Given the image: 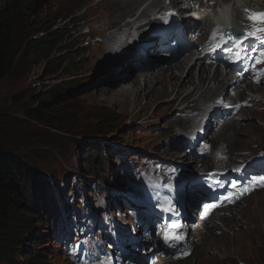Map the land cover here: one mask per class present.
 <instances>
[{"label": "rangeland", "instance_id": "obj_1", "mask_svg": "<svg viewBox=\"0 0 264 264\" xmlns=\"http://www.w3.org/2000/svg\"><path fill=\"white\" fill-rule=\"evenodd\" d=\"M30 1L35 4L34 11L24 8L15 10V32L21 38L31 39H43L48 34L62 32L65 37L59 47L64 46L66 50L49 53L46 48H39L38 61L15 64L11 75L0 79V151L11 152L29 161L49 181L53 193L59 191L60 199L56 197L54 202L58 209H62L58 217L62 212H65V217L71 213L81 215L86 211L98 213L97 207L104 200L102 196L96 195V190L99 189L98 192L106 198L108 192L113 193V190L128 192L129 182L139 178V172L133 166L137 162L143 167L146 161H150L148 157L177 162L191 168L198 167V160L193 154L183 148H176L180 146L178 142L183 140L176 137H186L182 135L186 122L179 109L182 104L198 98V95L189 96L183 103V98L195 86L191 90H183L180 95L183 98L180 99H177L178 95L175 97L176 93H171L170 97L151 101L144 95V90L139 99L122 95V88L126 86L144 89L146 84L136 81L141 76H151L170 68L176 73V65L191 53L188 50L190 48L183 49V52L179 50V57L174 63L160 67L155 66L164 64L167 55L154 51L153 57L157 62L153 60V63L141 68L135 66L125 70L132 64L127 63L121 73L124 75L115 77V69L106 64L107 48L112 41L109 35L115 34V30L108 28L106 36L105 27L101 31L90 23L96 18L101 20L102 25L107 24V27L121 26L127 15L132 16L137 7L131 14H126L132 9L117 13L115 5L104 0ZM88 1L99 2L101 6L89 8L92 3ZM189 14L186 27L194 26L199 21L196 11ZM95 29L102 35L91 31ZM67 47L72 51L67 50ZM68 51L72 53L70 60L50 62ZM197 69L196 66L193 69L194 77L198 76ZM52 70L58 72L51 73ZM64 72L66 77H63ZM205 78L208 81L209 74ZM71 81L77 86L68 87ZM160 81L158 79V84ZM195 82L198 80L195 79ZM207 87L208 84L203 91ZM34 97L35 100H41L42 106L52 104V110L50 113L45 112V116L56 115L61 118L59 123L50 124L43 119L38 121L25 115V112L41 106L33 103ZM175 98L177 101H174ZM260 99L262 101L257 104V108L237 117L238 121L234 124H237L239 134L228 127L209 135L210 140L215 142L214 150L225 145L231 156L241 158L247 151H255L257 146L264 149V97L260 96ZM101 111L108 112L110 116L102 118L99 115L103 113ZM92 143L104 146L105 153L111 157L107 158L103 170L93 171L85 164L86 144ZM261 195L251 197L242 210L231 209L227 215L225 213L223 221L218 222L220 226L211 225L215 219L211 220L212 228L204 225L197 234L201 239L199 241L196 237L193 255L172 264H264V205L260 206ZM49 223L47 226L37 225V231L45 233L42 237L44 241L36 248L31 247V252L45 256L44 264H72L65 257L57 241L56 231L53 225L48 226ZM7 245L8 240H0V264L11 262L10 256L3 254ZM216 251L221 252V257L216 255ZM12 262L40 264L41 260L35 257L31 263L16 251ZM169 262L164 259L160 264Z\"/></svg>", "mask_w": 264, "mask_h": 264}, {"label": "trees", "instance_id": "obj_2", "mask_svg": "<svg viewBox=\"0 0 264 264\" xmlns=\"http://www.w3.org/2000/svg\"><path fill=\"white\" fill-rule=\"evenodd\" d=\"M34 6L35 4L28 0L0 1V79L8 78L15 64L21 65L23 62L38 61L39 48H46L49 53L55 50H66L64 46L59 47L65 37L62 32L48 34L43 39L21 38L20 34L15 32L13 26L15 10L24 8L34 11ZM68 49L71 50L67 47ZM18 53L21 54L16 58ZM71 56L70 52H64L60 57L58 56L57 59L50 62L64 61L70 59ZM57 72V70L51 71V73ZM66 76L67 74L64 72L63 77ZM74 83L71 81L67 86L76 87L77 85L75 86ZM33 103L41 105L42 102L39 98L35 100L34 97ZM50 106L52 104L37 106L31 111L25 112V115L38 121L43 119L47 123L57 124L61 118L54 114V116L51 114L45 116V112L50 113L52 110ZM101 112L103 113L99 115H102V118L110 116L108 112ZM86 145L87 152L84 161L87 168L93 171L95 169L103 170L107 158L111 159L110 155L105 153L104 146L96 143ZM56 197L60 199L59 191L53 193L49 181L40 175L33 164L11 152L0 151V240H8V245L5 246L6 250L4 249L3 253L10 256L9 261L11 262H7V264H21V262H12L13 254L16 251L24 256L26 261L32 263L34 258L38 257V260H41L40 264H44L45 256L31 252V247L36 248L41 245L42 237L45 235V233L37 231V225L47 226L49 220L54 217L48 226L53 225V228H56L55 221L59 213V209L54 204Z\"/></svg>", "mask_w": 264, "mask_h": 264}, {"label": "bare ground", "instance_id": "obj_3", "mask_svg": "<svg viewBox=\"0 0 264 264\" xmlns=\"http://www.w3.org/2000/svg\"><path fill=\"white\" fill-rule=\"evenodd\" d=\"M137 2H138V0H111V3H113L119 11H122L123 9L128 8V7L134 6ZM261 2H264V0H230L229 2H226V3L232 4L231 13H236V12H238L239 8L243 6V4L262 5ZM193 3H194V1H191V4H193ZM226 3H224V5H219V8H215L213 10H211V7H206L203 3L201 5V7L198 9L197 8L193 9L189 5L192 8V10L191 9L188 10L185 14H189L191 11H196V16L200 21V23H199V21L196 22V24H194V26L185 28L186 33L189 32L190 28L196 30V31H194L193 35L190 38L192 45L197 46L198 42L201 39L202 33L206 32L207 28H209L211 25H214V23L224 25V24H227L228 21H231L233 24L236 25L234 18L232 16L231 17L228 16L227 11H228L229 6L225 5ZM180 6H182V8L187 7L186 4H182ZM204 22H206V23H204ZM199 26H201V27L203 26V28H199ZM153 51L159 52L158 46L155 47L153 49ZM197 56H198L197 53L191 52L187 56L182 58V61H180L178 63V65H176V67H175V70L178 73L177 72L174 73L173 68H170V69H162V70L158 71L156 74L151 75V76H149V75L141 76V78L137 79L136 81L137 82L139 81L140 84H142L144 82L146 84L145 88L143 89V87H142L141 89H139L136 86H133V87L132 86H130V87L126 86V87L122 88V90H123L122 95H126V96L130 95V96L135 97V99H139L142 96V92L144 90L145 91L144 95L146 97H148V99H150L151 101H153L155 99H159L160 97H170L171 93L172 94L176 93L175 97H177V95H178L177 99L183 98L182 96H180L183 90H185V89L189 90L191 87H194V86L196 88L195 90H198L200 88L199 84L196 85V82H195L196 76L194 77V75H193V69L195 68V66L197 68L198 64L200 63ZM127 63L131 64V62H129L127 59H125L121 65V67L125 68ZM188 66H190V67H188ZM187 68H188V70L186 71ZM185 72H186V74H185ZM211 73H212V71L209 73V75H211ZM184 74H185V76H184ZM158 79H161L159 84H158ZM197 79L199 82L200 81L204 82V80H205V72L201 68L198 71ZM211 83H212V80L209 78V86ZM154 85H156V86H154ZM189 94H191V93H189ZM256 98H258V96ZM185 99H186V97L183 98V103H185L184 102ZM174 101H177L176 98L174 99ZM171 103H172V101H171ZM171 103H169V104H171ZM195 103L196 102H193V105ZM182 106H183L182 110L184 112L186 110L192 108V105H190V104L189 105L182 104ZM228 127H230V130L232 132L235 131L237 134H239L237 124L232 125V124L228 123L226 125H223L222 129L224 130L225 128H228ZM185 131H186V129H185ZM234 136H236V134ZM231 137H230V139H232ZM207 171H210V170H207ZM261 193H262V195L259 198V200H260V206H263L264 205V192H261ZM203 203H205V202H203ZM213 214L215 215L217 213L214 212ZM211 217H213V215ZM211 220H213V218L212 219L209 218L208 220H206L205 225L209 226V224L211 223ZM212 227L213 226H211V228ZM198 239H199V241L201 239L199 235H198ZM172 263H174V262H169V264H172Z\"/></svg>", "mask_w": 264, "mask_h": 264}, {"label": "snow or ice", "instance_id": "obj_4", "mask_svg": "<svg viewBox=\"0 0 264 264\" xmlns=\"http://www.w3.org/2000/svg\"><path fill=\"white\" fill-rule=\"evenodd\" d=\"M245 11H248V10L246 9ZM168 15L174 16L175 14L172 12H169ZM248 19L252 21L253 25L259 24L261 26L258 28L253 27L252 30L250 31L242 32L240 36H236L234 34V30L232 29H227V30H224L223 32H221L219 29L213 31L208 41V43L212 46V51L224 50V46L230 43L237 45V48L235 50L229 49V51L233 52L234 61L239 62V61H242V59L244 58L242 53L239 51V48L242 46L244 39L251 37L253 39L260 40L261 43H264V13H249ZM260 57L261 59L256 60L255 63L264 64V51L260 52ZM262 75H264V70H261L257 73V76H258L257 81H256L257 83L260 82L259 76H262ZM236 170L239 171V169H236ZM216 175L217 174L215 173L209 174V179L213 181V183L209 184V187H212V186L218 187L222 183V181L215 180ZM253 186L264 187V176L253 178L252 184H250L248 187L241 188L239 194L243 195L253 190ZM232 187L233 188L237 187L235 182L232 183ZM236 198H238V196ZM225 199H228V197H226ZM216 206L218 205H212V207H216ZM173 210L174 208L171 206V204H169V206L166 208H161V211H173ZM173 227L175 228L177 226L173 225ZM180 239H182V237L179 234L169 235L168 233H165L164 235V240L169 243L172 240L178 241Z\"/></svg>", "mask_w": 264, "mask_h": 264}, {"label": "water", "instance_id": "obj_5", "mask_svg": "<svg viewBox=\"0 0 264 264\" xmlns=\"http://www.w3.org/2000/svg\"><path fill=\"white\" fill-rule=\"evenodd\" d=\"M168 63V61H166L164 64H167ZM163 65V63H158V66H162Z\"/></svg>", "mask_w": 264, "mask_h": 264}]
</instances>
